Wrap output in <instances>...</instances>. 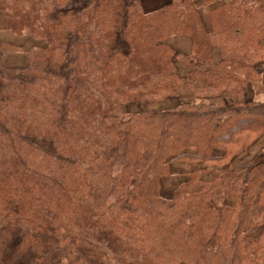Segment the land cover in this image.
<instances>
[{
    "label": "trees",
    "instance_id": "trees-1",
    "mask_svg": "<svg viewBox=\"0 0 264 264\" xmlns=\"http://www.w3.org/2000/svg\"><path fill=\"white\" fill-rule=\"evenodd\" d=\"M0 15L46 41L0 39V264H107L117 249L264 264V103L244 98L264 79V0H0ZM22 51L25 66L3 64ZM182 159L209 167L165 197Z\"/></svg>",
    "mask_w": 264,
    "mask_h": 264
},
{
    "label": "rangeland",
    "instance_id": "rangeland-1",
    "mask_svg": "<svg viewBox=\"0 0 264 264\" xmlns=\"http://www.w3.org/2000/svg\"><path fill=\"white\" fill-rule=\"evenodd\" d=\"M143 3L148 8L156 6L155 2H153L152 0H141L142 7H143ZM0 39L19 44L23 48H28L30 46H44L46 44V41L43 38H34L26 33L22 35H16L7 30L0 31ZM9 54L11 55L6 56L5 54V57L3 59L4 61L3 63L5 65L23 67L27 64V57L23 51L16 53H9ZM220 55H221L220 50L218 52L216 49H214L213 51L214 59L215 60L219 59ZM175 69L179 74L183 75L185 71H186L185 74L187 73L186 66L180 61H175ZM263 78H264V73H263ZM262 83H263V85H261L262 87L260 86L257 89H251V88L248 89L244 95V98L250 100V99H257L256 97H260L262 100H264V79ZM258 151H259V145L258 143H254L249 148H246L245 151L237 153L235 156H233L229 160L228 164L230 166V165H237L244 163L247 160H249L252 156H254ZM203 166H208V165L201 161H192L188 159H182L172 162L170 164L169 174L161 179V194L165 197L171 196L173 191L178 186V184L187 178L191 170L200 167L203 168ZM212 167L213 166H211L210 168ZM223 168H227V163H225ZM204 176L208 177V174H204ZM226 202L232 203V200L230 198H226ZM69 249H68L69 254H71L73 250V246H70ZM104 261L107 264H138L139 263V260H137L135 257L132 258L128 256L127 258L124 259L120 249H117L116 251L115 260H112L111 263L103 259V262Z\"/></svg>",
    "mask_w": 264,
    "mask_h": 264
},
{
    "label": "crops",
    "instance_id": "crops-1",
    "mask_svg": "<svg viewBox=\"0 0 264 264\" xmlns=\"http://www.w3.org/2000/svg\"><path fill=\"white\" fill-rule=\"evenodd\" d=\"M153 2H155V4H156V6H154V7H151V8H148V7H146V5L143 3V7H144V9L145 10H152V9H154V8H156V7H158V6H160V5H162V3L165 1V0H152ZM221 1H230V0H221ZM201 15H202V17H203V19H204V24H205V27L208 29L209 28V25H208V22H207V20H206V18L204 17V11L203 10H201ZM0 31H5V29L2 27V18H1V15H0ZM1 40H3V39H1ZM7 41V40H6ZM10 42V41H9ZM16 44V43H15ZM171 44L173 45V47L176 49V50H179V51H186V50H188V48H189V41H188V39L187 38H185V37H177V38H174L173 40H172V42H171ZM17 45H19V44H17ZM21 48H23L21 45H19ZM23 49H26V48H23ZM214 49H216L218 52H219V48L218 47H216V46H213L212 48H211V56H212V59H213V61H215V62H217L219 59H217V60H215L214 59V56H213V51H214ZM7 55H11V54H6V56ZM4 57H5V55L3 56V58H2V61H3V59H4ZM220 57H221V55H220ZM4 62V61H3ZM4 64V63H3ZM5 65V64H4ZM8 66V65H7ZM186 72V71H185ZM185 72H184V74H185ZM183 74V75H184ZM182 75V74H181ZM262 85H263V83H262ZM262 87V86H261ZM257 99H255V100H258V101H260V102H262V103H264V100H262L260 97H256ZM257 142H253L252 144H254V143H259V139L258 140H256ZM251 144V145H252ZM250 145V146H251ZM259 145V144H258ZM249 146V147H250ZM248 147V148H249ZM246 150V149H245ZM244 150V151H245ZM253 157V156H252ZM251 157V158H252ZM250 158V159H251ZM249 159V160H250ZM248 161V160H247ZM196 169V168H195Z\"/></svg>",
    "mask_w": 264,
    "mask_h": 264
}]
</instances>
